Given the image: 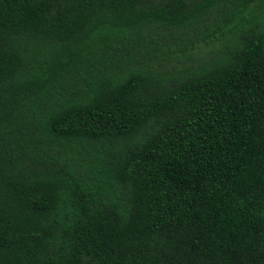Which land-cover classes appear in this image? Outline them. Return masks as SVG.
Here are the masks:
<instances>
[{
	"label": "trees",
	"instance_id": "obj_1",
	"mask_svg": "<svg viewBox=\"0 0 264 264\" xmlns=\"http://www.w3.org/2000/svg\"><path fill=\"white\" fill-rule=\"evenodd\" d=\"M0 264H264V0H0Z\"/></svg>",
	"mask_w": 264,
	"mask_h": 264
}]
</instances>
